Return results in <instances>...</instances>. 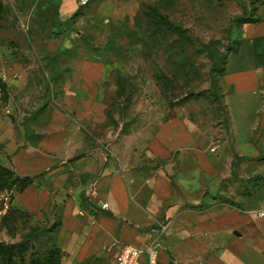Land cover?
<instances>
[{
	"label": "rangeland",
	"instance_id": "obj_1",
	"mask_svg": "<svg viewBox=\"0 0 264 264\" xmlns=\"http://www.w3.org/2000/svg\"><path fill=\"white\" fill-rule=\"evenodd\" d=\"M60 2L0 0V165L13 168L9 151L75 120L65 94L72 68L60 67V54L100 60L110 72L91 97L92 118L65 126L68 142L80 141L70 133L82 128L87 149L101 148L135 183L187 188L241 211L239 235L224 234L232 250L225 259L264 264L263 154L236 152L251 148L262 103L243 106L223 81L228 71L264 66L242 36L247 21L264 18V0H90L78 3L73 25L58 17ZM152 8L179 32L148 16ZM7 181L0 175V264H37L53 250L59 264H70L58 244L60 219L23 206ZM76 264H114V256Z\"/></svg>",
	"mask_w": 264,
	"mask_h": 264
},
{
	"label": "crops",
	"instance_id": "obj_2",
	"mask_svg": "<svg viewBox=\"0 0 264 264\" xmlns=\"http://www.w3.org/2000/svg\"><path fill=\"white\" fill-rule=\"evenodd\" d=\"M80 8L78 0H61L58 17L65 22ZM263 35L264 18L243 26L242 36L246 38ZM59 64L72 68L65 94L75 120L66 121L63 131L45 134L37 144L9 151L7 163L18 175L33 178L18 195L21 204L31 210L43 209L52 222L60 219L58 244L66 261L76 264L106 252L114 256L116 264L122 246L132 244L143 251L140 264H150L147 249L156 244L155 264H229L225 258L232 250L224 242V234L230 231L239 235L237 227L242 224L243 213L208 201L205 193L202 199L193 197L187 188L179 191L157 181L135 183L133 171L122 172L101 148L87 149V140L81 139L82 128L79 131L75 127L70 133L80 141L68 142L65 126L92 118L91 97L98 95L111 67L100 60L69 55L61 56ZM223 81L242 98L243 106L249 105L248 100L262 103L258 111L263 117L256 134L247 141L251 148L236 152L250 157L264 154V66L228 71ZM161 145L167 152L162 141ZM76 160L82 161L77 165ZM205 199L210 205L201 211L197 206ZM104 203L109 204L108 209L102 207ZM239 256L232 258L231 264H238Z\"/></svg>",
	"mask_w": 264,
	"mask_h": 264
},
{
	"label": "trees",
	"instance_id": "obj_3",
	"mask_svg": "<svg viewBox=\"0 0 264 264\" xmlns=\"http://www.w3.org/2000/svg\"><path fill=\"white\" fill-rule=\"evenodd\" d=\"M80 9L70 19H68L65 22H67L68 24H72V25L75 24L77 17L81 13ZM0 10H2L1 3H0ZM148 16L153 17V18L155 17L160 22L168 23L170 25V27L172 29H174L176 32H179V30H180L179 27L176 26L174 23H172L168 17H166L161 12L157 11L155 8L150 9ZM260 20L261 19L258 18L257 20L247 21L246 23H255V22H258ZM244 38H245L244 40L247 43H253L254 50L258 52V55L262 59H264V35L263 36H257L254 38H246V37H244ZM65 55H68V54L61 53L60 57L65 56ZM263 160H264V154H263ZM0 175L1 176L2 175L7 176V178L10 179V182L7 181L9 183V185L10 186H17V188L19 189L18 191L20 193L23 192L30 184L33 183V178L31 176L18 175L17 172L13 168L6 167V166L0 165ZM3 251H4V253H8V250L6 248L3 249ZM59 252H60V250H58V253ZM61 253H62V251H61ZM37 264H59V262H58V259L55 257V252L53 250V251H51L50 255L48 257H46V259L44 261L39 260L37 262Z\"/></svg>",
	"mask_w": 264,
	"mask_h": 264
},
{
	"label": "built area",
	"instance_id": "obj_4",
	"mask_svg": "<svg viewBox=\"0 0 264 264\" xmlns=\"http://www.w3.org/2000/svg\"><path fill=\"white\" fill-rule=\"evenodd\" d=\"M90 2V0H79L78 3L80 6H85ZM217 147L212 148L213 151H215ZM104 209L109 208L108 203H104L102 206ZM258 216H264V211H259L257 213ZM147 251L149 252V263L155 264L157 261V245L152 244L148 247ZM143 251L136 246L132 244H125L120 249L117 258H116V264H140V257L142 255Z\"/></svg>",
	"mask_w": 264,
	"mask_h": 264
},
{
	"label": "water",
	"instance_id": "obj_5",
	"mask_svg": "<svg viewBox=\"0 0 264 264\" xmlns=\"http://www.w3.org/2000/svg\"><path fill=\"white\" fill-rule=\"evenodd\" d=\"M75 158H76V157H75ZM70 160H72V159H70ZM145 170H148V168L146 167Z\"/></svg>",
	"mask_w": 264,
	"mask_h": 264
}]
</instances>
